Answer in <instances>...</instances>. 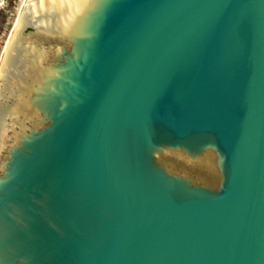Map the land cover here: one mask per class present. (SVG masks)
I'll return each instance as SVG.
<instances>
[{
  "label": "water",
  "instance_id": "1",
  "mask_svg": "<svg viewBox=\"0 0 264 264\" xmlns=\"http://www.w3.org/2000/svg\"><path fill=\"white\" fill-rule=\"evenodd\" d=\"M46 3L2 56L0 264H264V0Z\"/></svg>",
  "mask_w": 264,
  "mask_h": 264
},
{
  "label": "rangeland",
  "instance_id": "2",
  "mask_svg": "<svg viewBox=\"0 0 264 264\" xmlns=\"http://www.w3.org/2000/svg\"><path fill=\"white\" fill-rule=\"evenodd\" d=\"M26 0H0V62L4 49ZM32 30L27 29L20 38L27 40Z\"/></svg>",
  "mask_w": 264,
  "mask_h": 264
},
{
  "label": "bare ground",
  "instance_id": "3",
  "mask_svg": "<svg viewBox=\"0 0 264 264\" xmlns=\"http://www.w3.org/2000/svg\"><path fill=\"white\" fill-rule=\"evenodd\" d=\"M49 1L50 0H47L46 6L49 3ZM39 2H40V6L42 8L41 12H43V10L45 9V7H42L43 0H39ZM27 20H28V18H26L25 21H27ZM18 21L19 20L17 19V22H16L15 26H18ZM7 45H8V42H7ZM23 47L24 46L21 45L20 43L13 44L7 50L9 52H8V54L6 53L7 54L6 57H4L2 59V63H1V66H0V99H3L4 96H5V92H6V89H7V86H8V82H9V79H10V75H11L12 69H13V67H14V65H15V63H16V61H17V59H18V57H19V55H20V53H21V51L23 49ZM4 52H5V49H4Z\"/></svg>",
  "mask_w": 264,
  "mask_h": 264
}]
</instances>
